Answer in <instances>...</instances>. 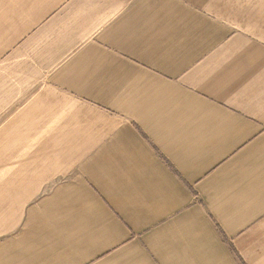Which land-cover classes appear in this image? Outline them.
Listing matches in <instances>:
<instances>
[{
	"label": "crops",
	"instance_id": "obj_1",
	"mask_svg": "<svg viewBox=\"0 0 264 264\" xmlns=\"http://www.w3.org/2000/svg\"><path fill=\"white\" fill-rule=\"evenodd\" d=\"M264 0H0V264H264Z\"/></svg>",
	"mask_w": 264,
	"mask_h": 264
},
{
	"label": "rangeland",
	"instance_id": "obj_2",
	"mask_svg": "<svg viewBox=\"0 0 264 264\" xmlns=\"http://www.w3.org/2000/svg\"><path fill=\"white\" fill-rule=\"evenodd\" d=\"M257 11L264 10V4H255Z\"/></svg>",
	"mask_w": 264,
	"mask_h": 264
}]
</instances>
